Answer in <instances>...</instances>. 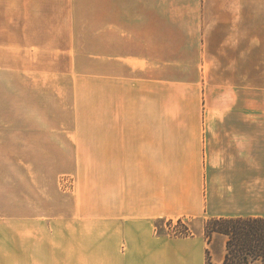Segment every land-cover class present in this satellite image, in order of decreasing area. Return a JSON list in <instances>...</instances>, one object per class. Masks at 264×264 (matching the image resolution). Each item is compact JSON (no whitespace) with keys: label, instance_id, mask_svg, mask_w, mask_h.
<instances>
[{"label":"crops","instance_id":"obj_1","mask_svg":"<svg viewBox=\"0 0 264 264\" xmlns=\"http://www.w3.org/2000/svg\"><path fill=\"white\" fill-rule=\"evenodd\" d=\"M101 4L99 69L82 70L77 0H0L2 78L54 80L84 112L67 124L78 178L66 218L68 239L75 238L67 264H206L207 251L222 264L225 235L209 241L203 226L188 236L162 234L156 221L264 218V104H173L170 77L157 91L149 43L155 6ZM260 6L262 18L264 0ZM109 16L117 17L111 35ZM141 17L144 40L125 41V25L133 31ZM57 48L71 49L68 70L44 73L45 49Z\"/></svg>","mask_w":264,"mask_h":264},{"label":"rangeland","instance_id":"obj_2","mask_svg":"<svg viewBox=\"0 0 264 264\" xmlns=\"http://www.w3.org/2000/svg\"><path fill=\"white\" fill-rule=\"evenodd\" d=\"M116 2L125 9L155 6V33L153 40L149 33V43L155 44L157 91L158 80L170 77L173 104L227 105L248 103L247 98L253 105L264 104L261 0ZM76 8V52L84 57L77 67L98 70L101 0H77ZM143 18L133 31L125 25V41L130 36L136 41L138 35L144 40L147 17ZM104 20L109 34L110 29L114 34L111 23L117 17ZM68 50L45 49L44 73L68 70L64 58ZM10 67L12 75L20 70L19 65ZM4 70L0 68V264H67L75 238L68 239L66 218L78 187L77 175L71 171L74 158L68 157L67 124L83 118L84 112L77 110L81 107L72 102L67 88L54 80L20 83L2 78ZM212 219L216 218L204 224L186 219L171 226L158 220L156 229L175 236L186 232V227L195 233L203 226L207 237L206 225Z\"/></svg>","mask_w":264,"mask_h":264},{"label":"trees","instance_id":"obj_3","mask_svg":"<svg viewBox=\"0 0 264 264\" xmlns=\"http://www.w3.org/2000/svg\"><path fill=\"white\" fill-rule=\"evenodd\" d=\"M174 222L184 224L180 218L166 220L167 225ZM186 232L180 231L175 236L191 235L189 228ZM214 233L223 234L227 237L226 254L222 264H250L254 261L264 263V218H216L206 225L207 238L210 241ZM172 235V234H170ZM206 264H215L207 251Z\"/></svg>","mask_w":264,"mask_h":264}]
</instances>
